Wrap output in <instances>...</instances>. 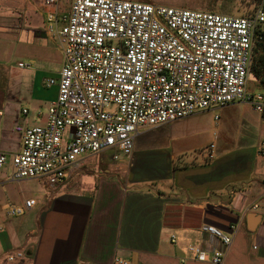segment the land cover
I'll return each mask as SVG.
<instances>
[{
    "label": "crops",
    "instance_id": "obj_1",
    "mask_svg": "<svg viewBox=\"0 0 264 264\" xmlns=\"http://www.w3.org/2000/svg\"><path fill=\"white\" fill-rule=\"evenodd\" d=\"M46 8L43 0H0V145L9 159L22 149L16 124L44 125L58 94L49 80L65 55ZM216 108L141 127L131 154L84 155L57 186L15 179L9 160L0 168V264H213L224 247L205 223L228 234L237 225L229 264H264V158L236 137L230 114L214 140L203 114ZM30 198L33 208L8 215ZM19 251L23 260L7 262Z\"/></svg>",
    "mask_w": 264,
    "mask_h": 264
},
{
    "label": "built area",
    "instance_id": "obj_2",
    "mask_svg": "<svg viewBox=\"0 0 264 264\" xmlns=\"http://www.w3.org/2000/svg\"><path fill=\"white\" fill-rule=\"evenodd\" d=\"M44 3L52 9L47 30L59 41L65 61L59 76L49 80L58 94L46 123L16 124L22 149L11 159L0 145V168L10 160L15 179L46 177L57 186L84 155L106 150L117 151L115 159L129 155L141 127L213 107L249 103L264 119V93L249 86L264 0L248 16L133 0H71L67 8L60 0ZM209 150L212 159L215 145ZM258 152L264 158V139ZM36 204L30 198L23 206H8V215ZM202 230L224 247L213 251L212 263L229 264L226 249L237 225L231 226L232 234L207 223ZM189 251L205 260L200 247L191 245ZM24 256L9 254L7 262Z\"/></svg>",
    "mask_w": 264,
    "mask_h": 264
},
{
    "label": "rangeland",
    "instance_id": "obj_3",
    "mask_svg": "<svg viewBox=\"0 0 264 264\" xmlns=\"http://www.w3.org/2000/svg\"><path fill=\"white\" fill-rule=\"evenodd\" d=\"M140 2H149L153 4H162L170 7L185 8L195 11H213L220 12L228 15L236 16H248L251 15L254 9L262 0H133ZM44 3V0H43ZM71 0H60V6L68 7ZM45 5V3H44ZM41 7V5H40ZM47 11L52 9L45 5ZM42 8V7H41ZM51 35V34H50ZM249 86L252 91L256 93H264V88L250 76ZM229 114L233 117L236 122L234 133L236 137H243L250 142L249 147L256 151L259 155V143L264 139V119L258 112H255L253 106L249 103H234L226 107L216 108L214 111L211 110L203 114V120L206 125L213 127L214 140L218 136L223 135V124L228 118ZM216 116L221 119H216ZM249 121V124L245 123V120ZM217 137V138H216Z\"/></svg>",
    "mask_w": 264,
    "mask_h": 264
},
{
    "label": "trees",
    "instance_id": "obj_4",
    "mask_svg": "<svg viewBox=\"0 0 264 264\" xmlns=\"http://www.w3.org/2000/svg\"><path fill=\"white\" fill-rule=\"evenodd\" d=\"M250 76L264 88V26H259L257 30Z\"/></svg>",
    "mask_w": 264,
    "mask_h": 264
}]
</instances>
